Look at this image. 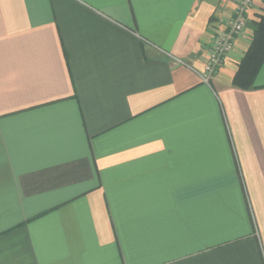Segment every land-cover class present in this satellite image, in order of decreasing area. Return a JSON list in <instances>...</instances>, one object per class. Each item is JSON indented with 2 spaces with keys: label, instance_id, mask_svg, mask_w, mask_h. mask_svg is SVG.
<instances>
[{
  "label": "crops",
  "instance_id": "obj_1",
  "mask_svg": "<svg viewBox=\"0 0 264 264\" xmlns=\"http://www.w3.org/2000/svg\"><path fill=\"white\" fill-rule=\"evenodd\" d=\"M236 0H0V264H264V62L208 81Z\"/></svg>",
  "mask_w": 264,
  "mask_h": 264
},
{
  "label": "trees",
  "instance_id": "obj_2",
  "mask_svg": "<svg viewBox=\"0 0 264 264\" xmlns=\"http://www.w3.org/2000/svg\"><path fill=\"white\" fill-rule=\"evenodd\" d=\"M264 62V11L255 23L249 47L241 58L232 79V86L242 90H252L254 79Z\"/></svg>",
  "mask_w": 264,
  "mask_h": 264
},
{
  "label": "built area",
  "instance_id": "obj_3",
  "mask_svg": "<svg viewBox=\"0 0 264 264\" xmlns=\"http://www.w3.org/2000/svg\"><path fill=\"white\" fill-rule=\"evenodd\" d=\"M254 0H236L234 16L228 21L227 28L220 32L215 39L209 58L201 75L204 81H208L211 75L221 64L222 56L230 52L234 45V39L244 28V14Z\"/></svg>",
  "mask_w": 264,
  "mask_h": 264
}]
</instances>
